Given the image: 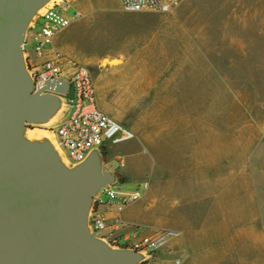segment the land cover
<instances>
[{
	"label": "rangeland",
	"instance_id": "rangeland-1",
	"mask_svg": "<svg viewBox=\"0 0 264 264\" xmlns=\"http://www.w3.org/2000/svg\"><path fill=\"white\" fill-rule=\"evenodd\" d=\"M73 2L84 12V17L67 32L71 33L69 38L83 55L110 52L119 55L140 50L149 57L162 58L161 66L157 67L158 76L151 77L128 76L138 73L133 69L103 71L89 66L97 88L101 86L102 89L103 96L98 94L100 106L137 133L136 139L113 145L101 154L103 165L109 167L116 179L125 185L150 180L149 194L154 197L152 167L157 133L173 124L177 141L189 128L190 133L195 132L197 142H207L211 155H218L219 150L227 154L229 169L237 160L239 169L244 168L243 179L239 176V196L240 193L257 196V181L250 177L254 174L250 172L252 167L256 170L259 167L262 173L264 167V0H184L174 13L167 15L124 14L120 10V0ZM96 4L116 9L106 14L100 24L94 19L97 14L92 12ZM159 26H162V38L157 44L149 41L145 45L125 43L137 33L149 38ZM178 74L186 82L180 100L200 107H123L134 102L148 104L141 101L157 97L159 91L166 88L165 84L156 82ZM71 112L64 102L51 122L28 123L27 128L37 134L48 133L53 142L58 143L51 128ZM125 151L128 165L121 166L119 159ZM130 151L136 152L135 156L129 154ZM147 163L150 166L144 172ZM67 167L73 168L68 162ZM95 234L103 240L101 234ZM161 257L157 252L149 264H162ZM172 260L170 256L164 261L171 264Z\"/></svg>",
	"mask_w": 264,
	"mask_h": 264
},
{
	"label": "water",
	"instance_id": "water-1",
	"mask_svg": "<svg viewBox=\"0 0 264 264\" xmlns=\"http://www.w3.org/2000/svg\"><path fill=\"white\" fill-rule=\"evenodd\" d=\"M45 1L0 0V264H136L138 251L112 248L88 225L94 197L116 181L99 151L69 169L50 145L20 142L57 97L75 98L67 79L36 90L25 66L26 27Z\"/></svg>",
	"mask_w": 264,
	"mask_h": 264
},
{
	"label": "crops",
	"instance_id": "crops-1",
	"mask_svg": "<svg viewBox=\"0 0 264 264\" xmlns=\"http://www.w3.org/2000/svg\"><path fill=\"white\" fill-rule=\"evenodd\" d=\"M115 9L107 4H96L92 7V12L97 14L94 19L101 24L106 14ZM120 10L128 14L121 6ZM67 30L57 36V44L83 64L103 71L118 68L138 71L128 76H158L157 67L158 64L161 66L162 58L159 60L157 55L149 57L140 50L119 55L115 52L83 55L69 38L71 33ZM161 30L162 26L156 27V32L149 38L137 33L125 43L145 45L149 41L157 44L162 38ZM158 83L165 84L166 88L163 87L157 97L141 101L148 104L134 102L123 107H200L180 100L186 84L180 74ZM97 94L103 96L101 86H98ZM156 149L152 167L155 173L154 197L148 190L143 198L126 206H101L99 209L107 223L120 219L128 224L179 231L178 237L158 251L162 254V264H166L164 260L170 256L173 258L171 264H264V192H261L264 190V167L262 173L259 167L257 170L252 167L250 172L251 175L254 173L250 177L257 181L258 195L242 196L240 193L239 196V176L243 179L244 168L239 169L236 160L235 166L229 169L227 154L219 150L218 155H211L207 142H197L195 132L190 133L189 128L179 135L177 141L174 125L163 127L157 133ZM255 157L258 159L260 154ZM121 158L128 165L127 151ZM148 166L144 172L148 171ZM136 184L125 186L132 190Z\"/></svg>",
	"mask_w": 264,
	"mask_h": 264
},
{
	"label": "built area",
	"instance_id": "built-area-1",
	"mask_svg": "<svg viewBox=\"0 0 264 264\" xmlns=\"http://www.w3.org/2000/svg\"><path fill=\"white\" fill-rule=\"evenodd\" d=\"M184 0H120L127 13H174ZM84 17V12L73 0H61L48 5L34 20L26 33L23 51L29 74L36 90L44 88L47 81L67 79L75 84V98H63L71 114L65 115L51 128L65 160L76 167L87 160L94 151L100 154L113 145L137 138L136 131L99 106L95 77L88 65L76 60L57 44V36ZM121 166L125 161L120 158ZM150 181L137 183L129 190L124 182L103 187L94 197L88 225L91 232L115 249H132L141 254L136 264H149L154 255L167 243L180 235L173 229H159L128 224L120 219L108 224L101 206L120 204L126 206L143 198Z\"/></svg>",
	"mask_w": 264,
	"mask_h": 264
},
{
	"label": "bare ground",
	"instance_id": "bare-ground-1",
	"mask_svg": "<svg viewBox=\"0 0 264 264\" xmlns=\"http://www.w3.org/2000/svg\"><path fill=\"white\" fill-rule=\"evenodd\" d=\"M57 1H61V0H46L43 4H41L36 11L33 13V15L31 16V18L29 19V22L27 24V29H29L30 26L33 25L34 20L38 17L39 13H42L45 8L48 5H52L54 2ZM26 29V30H27ZM25 57V56H24ZM25 66H26V62H25ZM27 68V66H26ZM28 71V69H27ZM29 73V71H28ZM30 75V74H29ZM57 111L55 112V114L50 117L49 119H45V120H41L39 119L38 121L32 122V123H37V124H47L49 122H51L54 119V116L63 108L64 106V100L62 97H57ZM20 142L21 143H26V144H31V145H50L51 147H53L54 151L56 152L60 163L63 167L68 168L67 167V162L65 160V157L63 156V154L60 151V147L58 145L57 142H53L52 138L49 136L48 133H43V134H37L35 132V130L33 129H28V128H23L21 134H20Z\"/></svg>",
	"mask_w": 264,
	"mask_h": 264
}]
</instances>
